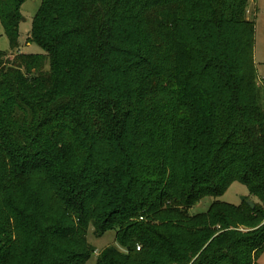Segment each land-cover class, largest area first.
Masks as SVG:
<instances>
[{"label":"trees","instance_id":"16d2710c","mask_svg":"<svg viewBox=\"0 0 264 264\" xmlns=\"http://www.w3.org/2000/svg\"><path fill=\"white\" fill-rule=\"evenodd\" d=\"M25 1L0 0L13 51ZM248 1L40 0L26 41L43 53L0 51V264H86L89 225L124 250L96 264H259ZM234 181L251 200L218 199Z\"/></svg>","mask_w":264,"mask_h":264},{"label":"rangeland","instance_id":"374dc122","mask_svg":"<svg viewBox=\"0 0 264 264\" xmlns=\"http://www.w3.org/2000/svg\"><path fill=\"white\" fill-rule=\"evenodd\" d=\"M40 4V0H27L25 1L20 8L23 21H20L18 25V49L11 50L9 46V40L6 36L3 26L0 22V51L5 53L4 61L7 63H12L14 60V55L18 53L23 54H41L43 53L42 49L35 43H27V36L31 30L32 18L35 15ZM246 20L254 22V46L252 54V63L256 67L255 71V90L258 97V101L264 110V0H249L246 6V11L244 15ZM149 24L145 23L142 26V32H147L149 29ZM158 34H154L153 37L158 38ZM165 35L160 36L159 38H164ZM165 58V55H163ZM236 59H234L235 62ZM235 67L236 73L240 76L243 75V70L241 68V63L238 61ZM226 66L227 69V65ZM47 69V68H45ZM28 198H34L35 195H27ZM242 197L248 198L251 200V196L246 188L240 182H232L224 193L218 198L221 201L230 203L232 205H239L242 202ZM212 198H205L200 201L198 204L194 205L188 212L190 214L204 212L208 205L211 203ZM86 239L88 244L94 249V252L91 254L90 258L87 260L86 264H96V256L104 248L108 246H115L120 251H124L122 247L115 240V231L108 230L103 233L101 236L97 237L92 225L88 226ZM259 264H264V252L258 260Z\"/></svg>","mask_w":264,"mask_h":264},{"label":"water","instance_id":"95a60500","mask_svg":"<svg viewBox=\"0 0 264 264\" xmlns=\"http://www.w3.org/2000/svg\"><path fill=\"white\" fill-rule=\"evenodd\" d=\"M23 20H24V18L21 17V21H23ZM243 200H245V197H242V201H243ZM247 203H248V205H249L251 208L254 207V205H253L252 202L248 201Z\"/></svg>","mask_w":264,"mask_h":264}]
</instances>
